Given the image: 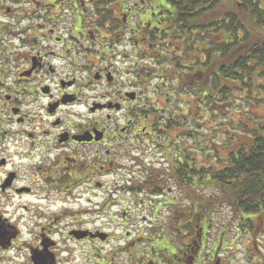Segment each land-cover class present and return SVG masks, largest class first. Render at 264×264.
Masks as SVG:
<instances>
[{"label": "flooded vegetation", "instance_id": "af4514ba", "mask_svg": "<svg viewBox=\"0 0 264 264\" xmlns=\"http://www.w3.org/2000/svg\"><path fill=\"white\" fill-rule=\"evenodd\" d=\"M152 1L0 0V264H222L165 167L146 193L147 78L177 52Z\"/></svg>", "mask_w": 264, "mask_h": 264}, {"label": "trees", "instance_id": "16d2710c", "mask_svg": "<svg viewBox=\"0 0 264 264\" xmlns=\"http://www.w3.org/2000/svg\"><path fill=\"white\" fill-rule=\"evenodd\" d=\"M165 2L171 8H161L166 15L159 24H171L168 29L175 35L177 55L166 56L168 65L159 60L160 74L173 83L169 89L158 90L177 105L171 109L151 106L160 116L154 117L150 127L167 164L164 172L187 196L183 208L193 213L195 226L201 225L204 211H213L212 204L226 203L230 224L236 223L239 233L255 232L261 224L253 217L264 213V0ZM184 96L188 98L182 99ZM219 106L226 112V141L219 142L224 154L207 148L209 154L203 160L208 164L197 166L198 150L195 146L183 148L180 140L194 137L198 117L204 112L206 118L218 115ZM250 107L261 109L251 112ZM200 149L205 154L204 147ZM159 170L147 169L146 193L161 192L165 183ZM208 186L218 189L220 196L194 194L193 189ZM210 222L206 223L209 228ZM224 228L226 235L229 229ZM218 242L220 245L222 239Z\"/></svg>", "mask_w": 264, "mask_h": 264}, {"label": "rangeland", "instance_id": "374dc122", "mask_svg": "<svg viewBox=\"0 0 264 264\" xmlns=\"http://www.w3.org/2000/svg\"><path fill=\"white\" fill-rule=\"evenodd\" d=\"M132 2L133 0H128ZM165 5H169V3H166L164 0H153L151 3V11L153 12L156 10L155 5L156 2H160ZM226 1V0H225ZM149 5V0H146ZM207 38V36H206ZM207 40V39H206ZM161 45V44H160ZM186 46L188 51H191L192 49L189 47L188 42H186ZM122 49V48H121ZM171 55H175L176 53L173 52L171 47H169ZM165 51V48L163 49V52ZM165 56H159L157 57L158 61L160 59H163L164 61L167 60L166 55L168 53H165ZM145 62L143 63L147 69H159L158 67L152 66V62L156 61V58H144ZM160 73V72H159ZM154 75H152L153 77ZM148 80L151 79L150 83H147L148 88V97L150 100H154V106L156 108H168L171 109V106L175 107L177 104L176 101H168L166 104L160 103V100L162 99V95L159 93V87L162 85L163 82H161L159 79L154 78H147ZM173 82L168 81L167 86L164 87V89H169L170 85H172ZM161 90V89H160ZM161 96V97H160ZM188 97H182V99H185ZM164 105V106H163ZM237 108V107H235ZM234 108V109H235ZM218 115H211L210 118H206L205 112L202 114L204 117L202 119L201 117H198V121L196 122V128L194 132V137H185L181 138V146L184 148L187 147H193L195 146V149L198 150V158L196 160L197 166H200V164H208V162L203 158L204 156L207 157V154H209V150L207 148L213 147L214 149L219 150V155L223 156V148L221 147L220 143H223L226 141V138L223 136V133L226 128V122H225V114L223 106H219L218 108ZM233 109V110H234ZM261 108L256 107H250L249 111L255 112ZM239 117V115H237ZM202 119V120H201ZM234 119H237L236 117ZM150 129V128H147ZM151 130V129H150ZM200 147H204L205 154L202 153ZM221 147V148H220ZM149 149V148H148ZM152 149H149L151 151ZM154 150V147H153ZM155 155H150L145 158V162L147 166H151L152 168H161L166 167V161L162 154H160V151H154ZM204 155V156H203ZM164 170V168H162ZM207 186V185H206ZM171 188L173 190L172 193H168L167 196L171 197L174 201V205L171 206L169 209H175V208H183L188 204V199H185V196L183 192L178 188L176 185L171 184ZM198 189V190H197ZM194 194H198L201 196L206 197H217L220 196V191L214 187H203L195 188L193 189ZM196 194V195H197ZM177 206V207H176ZM166 209V208H165ZM213 211L210 212H203L202 213V220L201 224H205L210 222V228L208 227L209 233L207 234L206 238V249L209 250L210 254L213 251L214 246L218 245V251L219 252V259L222 264H264V213L258 214V217H253V220L256 222L258 219L260 221V227L255 229V232L252 231H246L244 233H239L240 230L236 229V223L230 224V210L227 207L226 203L212 204ZM198 213V212H197ZM200 213V212H199ZM247 217L248 215H244ZM251 216V215H249ZM151 219L147 218V221L149 222ZM161 222H163L161 220ZM164 225V223H163ZM224 226H228V232L225 235V228ZM220 238L222 239V243L219 245ZM209 254V255H210ZM90 264V263H89Z\"/></svg>", "mask_w": 264, "mask_h": 264}]
</instances>
